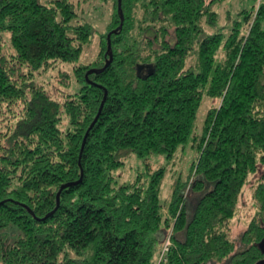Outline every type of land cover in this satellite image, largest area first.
Wrapping results in <instances>:
<instances>
[{
	"label": "trees",
	"instance_id": "1",
	"mask_svg": "<svg viewBox=\"0 0 264 264\" xmlns=\"http://www.w3.org/2000/svg\"><path fill=\"white\" fill-rule=\"evenodd\" d=\"M110 1L98 54L84 64L97 31L73 0H0V264H254L264 222V0L227 11L225 26L214 10L225 0H121L120 10ZM58 63L75 79L59 100L34 78ZM141 65L152 74H138ZM205 97L217 104L197 134ZM188 143L196 158L166 205L165 166L121 185L113 177L128 155L170 162ZM259 171L238 252L229 223ZM169 229L166 262H157Z\"/></svg>",
	"mask_w": 264,
	"mask_h": 264
},
{
	"label": "rangeland",
	"instance_id": "2",
	"mask_svg": "<svg viewBox=\"0 0 264 264\" xmlns=\"http://www.w3.org/2000/svg\"><path fill=\"white\" fill-rule=\"evenodd\" d=\"M243 1L244 0H225L221 5L214 7V10L219 13L220 26H225L228 23L226 18L227 11H229L231 13V16L234 17L236 11L238 9H241V7L243 6ZM73 3L75 5L78 16L92 23L97 31V35L92 38L91 43L89 44L88 48L83 53L81 58L82 63L88 64L92 62L98 54V35L103 34L104 32L106 23L108 22L109 16L112 12V4L110 0H91L86 2L73 0ZM190 61L191 59L189 60V62ZM64 72H66L67 74L66 77L64 76ZM34 78L39 85L45 88L48 93L57 100H59L68 90V88L64 85L66 84L64 83V80H66V82L69 81L72 85L74 84L75 80L72 74L71 66L63 65L60 63L52 66L50 65L45 70H42L39 73L35 74ZM216 104V100H210L206 97L203 99L194 122L193 131L195 133H199L208 108ZM2 119V114H0V126L4 125V123L1 122ZM1 128L2 132H5L6 129L3 127ZM195 158L196 150L194 148H191L190 143H188L184 149L177 152L170 162L165 161L162 157H150L149 160L145 162L141 159H137L135 156L128 155V157H126V160L124 161L123 166L118 168L113 173V177L117 184L121 185L124 183L133 182L140 174L146 175L148 173L156 171L161 166H165L166 174L161 184L160 202L161 204L166 205L175 180L178 178V176L181 178V181L186 178L187 172L190 169V165ZM194 180V175H192L188 180L187 189L183 192L185 200L190 198L189 189L193 185ZM260 180V171L249 177L239 196L237 212L234 218L229 223L232 232V238L236 243V250L242 249V245L239 244L240 237L254 215L255 206L253 204L254 202L252 200V195ZM187 203L189 204V207H191L190 200H188ZM170 231L171 229L167 230L163 234L162 243L161 245H159L155 257L157 262H160L162 248Z\"/></svg>",
	"mask_w": 264,
	"mask_h": 264
},
{
	"label": "water",
	"instance_id": "3",
	"mask_svg": "<svg viewBox=\"0 0 264 264\" xmlns=\"http://www.w3.org/2000/svg\"><path fill=\"white\" fill-rule=\"evenodd\" d=\"M117 5H118V10H120V9H121V0H118V1H117ZM121 18H122V17H121ZM121 21H122V20H121ZM109 46H110V44H109V35H108V49H109ZM108 65H109V62L106 63L105 67H107ZM143 69H147V71H148V72H147V75H148V76H150V75L152 74V72H153V69L151 68L150 65H147V66H142V65H141V66H138V68H137V72H138V74H139V72H140L141 70H143ZM105 99H106V92H104L103 101H102L101 104H100V108H99L98 114L96 115V117H95L93 123H95V122L97 121V119H98V117H99V114H100V112H101V109H102V107H103V104H104ZM89 131H90V128L86 131V134H85V136H84V138H83L82 147H81V152H82V150H83V148H84V145H85V142H86V138H87V136H88ZM80 181H81V179L79 180V182H80ZM68 186H70V185H69V184H66V185H64L61 189H64V188H66V187H68ZM59 194H60V192H58L57 195H56V204H57V206H58V204H59ZM259 247L261 248V251L264 252V238H263L262 241L259 243ZM256 264H264V260L259 261V262H257Z\"/></svg>",
	"mask_w": 264,
	"mask_h": 264
},
{
	"label": "flooded vegetation",
	"instance_id": "4",
	"mask_svg": "<svg viewBox=\"0 0 264 264\" xmlns=\"http://www.w3.org/2000/svg\"><path fill=\"white\" fill-rule=\"evenodd\" d=\"M143 71H146V69H144ZM259 225H260L259 227H260V229H261V231L263 233V238H264V222L263 221H259ZM239 244L242 245V243H239ZM258 247H259V245H258ZM245 248H246L245 245H242V249H245ZM259 249H260V257L256 260V262L254 264H256L259 261L264 260V252L261 251L260 247H259ZM241 250H239L238 252H241ZM229 259L230 258H228L223 264H229V262H230Z\"/></svg>",
	"mask_w": 264,
	"mask_h": 264
},
{
	"label": "built area",
	"instance_id": "5",
	"mask_svg": "<svg viewBox=\"0 0 264 264\" xmlns=\"http://www.w3.org/2000/svg\"><path fill=\"white\" fill-rule=\"evenodd\" d=\"M171 233H172V230L169 232V235H168V237L166 239V242H165V244L163 246L162 253L160 255V262H165V255L169 251V247L171 245V242H170Z\"/></svg>",
	"mask_w": 264,
	"mask_h": 264
}]
</instances>
